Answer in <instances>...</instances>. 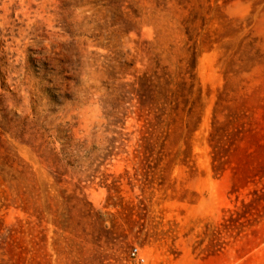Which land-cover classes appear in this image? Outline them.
Returning <instances> with one entry per match:
<instances>
[{
    "label": "rangeland",
    "instance_id": "rangeland-1",
    "mask_svg": "<svg viewBox=\"0 0 264 264\" xmlns=\"http://www.w3.org/2000/svg\"><path fill=\"white\" fill-rule=\"evenodd\" d=\"M255 191L264 0H0V264H264Z\"/></svg>",
    "mask_w": 264,
    "mask_h": 264
},
{
    "label": "trees",
    "instance_id": "trees-1",
    "mask_svg": "<svg viewBox=\"0 0 264 264\" xmlns=\"http://www.w3.org/2000/svg\"><path fill=\"white\" fill-rule=\"evenodd\" d=\"M254 195H255V197L253 198V200L251 202H248V203H244L243 204V207L245 209L243 211V214H246L248 212L247 209L249 207H251L253 205V203L260 201V199L264 196V193H259L258 191H255L254 192Z\"/></svg>",
    "mask_w": 264,
    "mask_h": 264
},
{
    "label": "built area",
    "instance_id": "built-area-1",
    "mask_svg": "<svg viewBox=\"0 0 264 264\" xmlns=\"http://www.w3.org/2000/svg\"><path fill=\"white\" fill-rule=\"evenodd\" d=\"M132 254H133L134 256H137V249H134V250L132 251Z\"/></svg>",
    "mask_w": 264,
    "mask_h": 264
}]
</instances>
